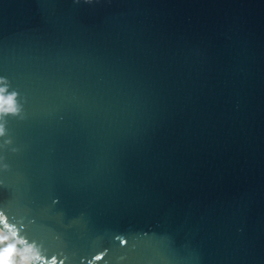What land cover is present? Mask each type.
<instances>
[{"label":"water","instance_id":"water-1","mask_svg":"<svg viewBox=\"0 0 264 264\" xmlns=\"http://www.w3.org/2000/svg\"><path fill=\"white\" fill-rule=\"evenodd\" d=\"M0 230L28 264H264V0H0Z\"/></svg>","mask_w":264,"mask_h":264},{"label":"crops","instance_id":"crops-1","mask_svg":"<svg viewBox=\"0 0 264 264\" xmlns=\"http://www.w3.org/2000/svg\"><path fill=\"white\" fill-rule=\"evenodd\" d=\"M0 256H7L12 260V264H23L19 254L0 234Z\"/></svg>","mask_w":264,"mask_h":264},{"label":"clouds","instance_id":"clouds-1","mask_svg":"<svg viewBox=\"0 0 264 264\" xmlns=\"http://www.w3.org/2000/svg\"><path fill=\"white\" fill-rule=\"evenodd\" d=\"M0 264H12V260L7 256H0Z\"/></svg>","mask_w":264,"mask_h":264},{"label":"bare ground","instance_id":"bare-ground-1","mask_svg":"<svg viewBox=\"0 0 264 264\" xmlns=\"http://www.w3.org/2000/svg\"><path fill=\"white\" fill-rule=\"evenodd\" d=\"M0 234L6 239V237L4 236V234H3V232L0 230ZM17 253H18V251L17 250H15Z\"/></svg>","mask_w":264,"mask_h":264},{"label":"built area","instance_id":"built-area-1","mask_svg":"<svg viewBox=\"0 0 264 264\" xmlns=\"http://www.w3.org/2000/svg\"><path fill=\"white\" fill-rule=\"evenodd\" d=\"M21 258V257H20ZM21 260H22V262H23V264H28L27 262H25L22 258H21Z\"/></svg>","mask_w":264,"mask_h":264}]
</instances>
